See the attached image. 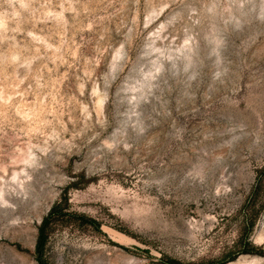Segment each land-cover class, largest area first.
Instances as JSON below:
<instances>
[{"label":"rangeland","instance_id":"374dc122","mask_svg":"<svg viewBox=\"0 0 264 264\" xmlns=\"http://www.w3.org/2000/svg\"><path fill=\"white\" fill-rule=\"evenodd\" d=\"M0 196V264H264V0H0Z\"/></svg>","mask_w":264,"mask_h":264},{"label":"trees","instance_id":"16d2710c","mask_svg":"<svg viewBox=\"0 0 264 264\" xmlns=\"http://www.w3.org/2000/svg\"><path fill=\"white\" fill-rule=\"evenodd\" d=\"M67 202L66 197L62 194L58 199H55L46 212L41 216L39 222L36 225V237L34 242V251L39 252L41 247L43 246L46 237L54 226L56 222L62 221L64 216L71 217L73 221H76L78 224L89 223L96 224L95 220L86 216L82 213H77L72 210H67L66 208ZM242 252H262V249L256 245H253L250 241H246L244 246L240 249ZM38 257L39 264H43L42 259ZM166 264H186L182 263L173 258H162Z\"/></svg>","mask_w":264,"mask_h":264},{"label":"bare ground","instance_id":"6f19581e","mask_svg":"<svg viewBox=\"0 0 264 264\" xmlns=\"http://www.w3.org/2000/svg\"><path fill=\"white\" fill-rule=\"evenodd\" d=\"M1 197V196H0Z\"/></svg>","mask_w":264,"mask_h":264}]
</instances>
